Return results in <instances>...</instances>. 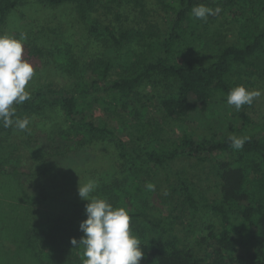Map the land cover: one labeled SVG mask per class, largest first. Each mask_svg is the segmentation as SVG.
Here are the masks:
<instances>
[{
	"label": "trees",
	"instance_id": "obj_1",
	"mask_svg": "<svg viewBox=\"0 0 264 264\" xmlns=\"http://www.w3.org/2000/svg\"><path fill=\"white\" fill-rule=\"evenodd\" d=\"M29 1L32 0H0V25L17 4ZM36 1L50 8L73 5L83 18L120 5L119 0ZM123 1L132 5L126 13H136V8H140L139 12L144 10V0ZM163 4L171 17L168 32L157 43L155 53L136 57V44L141 40L149 41L144 30L135 27L115 30L105 26L104 30L117 50L126 54L114 60L92 62L84 74H93L94 80L92 84H88L87 79L80 84L79 98L66 90L46 86L29 94L30 99L11 110L14 112L12 123H15L39 108H57L66 125L63 128L58 125L50 127L49 132H45L41 152L35 159L28 156V173L21 185L23 194L30 206L37 207L49 200L55 202L53 196L58 189L77 181L64 171L77 164L69 163L75 159L76 153L94 141L108 138L130 162V182H114L106 187L109 203L127 210L131 228L136 225L137 218H142L159 232L158 238L141 241L140 247L145 255L140 264H264V123L247 135L249 140L239 151L230 147L226 134L196 137L183 132L174 137L175 131L165 127L159 116L151 117L137 93L144 78L155 71L171 77L175 88L158 97L157 112L168 123L180 125L194 113H204L215 97L227 102L228 92L236 86L243 85L250 91L254 85L253 77L264 74V27L247 28L242 40L225 45L213 60L204 63L195 50L197 31L205 28L213 16L199 20L191 12L199 4L209 8L210 0H165ZM89 32L98 35L97 26H91ZM149 44L155 43L151 41ZM119 68L122 71H117ZM110 71H117V76L106 88L109 107L124 122L129 146L118 140L106 123L95 125L85 113L88 87L101 85ZM245 106L249 105L242 107ZM9 126L0 121V142ZM212 154L226 157L216 167L217 197L210 199L204 194H196L187 178L180 179L179 188L191 216L196 218L211 212L218 222L217 230L211 227L208 236L199 239L198 243L204 245L207 252L199 257L186 249L174 234L170 214L150 206L147 195L139 188L137 175L149 170L154 173L167 171L178 159L192 158L203 162ZM0 171L18 175L16 169L4 166H0ZM48 174H53L52 180ZM54 175L62 183L59 184ZM84 175L86 177V173ZM85 203L73 202L66 209H57L59 214L53 215L56 219L50 224L32 227L28 231V240L36 242L43 262L82 264V246L73 248L69 241L82 235L78 224L86 218ZM49 214L48 219L51 218Z\"/></svg>",
	"mask_w": 264,
	"mask_h": 264
},
{
	"label": "rangeland",
	"instance_id": "obj_2",
	"mask_svg": "<svg viewBox=\"0 0 264 264\" xmlns=\"http://www.w3.org/2000/svg\"><path fill=\"white\" fill-rule=\"evenodd\" d=\"M164 1L144 0L142 12L138 11L140 8H136V13H126L131 10L132 5L119 0L118 7L83 18L76 13L73 5L50 8L32 0L23 5L17 4L11 10L0 25V35L17 40L21 34L26 37L22 41L23 58L34 69V75L26 86L29 94L50 86L53 90H66L79 98L80 84L86 79L88 84H92L94 80L93 74H84L92 62L99 59L114 60L126 54L125 51L117 50L104 27L115 30L135 27L144 30V36L149 41L141 40L136 44V57L155 53L157 43L168 32L171 17L164 7ZM209 8H219L221 11L213 15L205 28L197 31L195 50L204 63L213 60L225 45L242 40L247 28L256 30L264 27V0H210ZM93 25L97 26L98 35L90 34L89 28ZM151 41L155 44H149ZM117 71H110L101 85L88 87L85 113L88 120L95 125L106 123L114 131L116 138L129 146L125 124L109 107L107 99L106 88L117 76ZM253 81L250 91L259 90L261 95L251 106L237 111L234 106H229L227 102L215 97L204 113H194L180 125L168 123L157 112L158 97L175 88L171 77L155 71L144 78L137 93L151 117L159 116L165 127L175 131L174 137L183 132L196 137H209L220 133L247 136L264 123V74H256ZM18 105L14 104L12 109ZM25 119L29 121L25 130L21 131L17 122L12 123L0 142V166L16 169L18 173L14 176L0 171V264H47L39 257L36 242L28 240L27 233L32 227L50 224L55 220L53 215H57V209H66L73 202H82L77 194L79 183H86L89 179L98 180L99 187L95 195L108 201V185L114 182H130L128 158L123 157L115 142L105 138L81 149L76 153L75 159L69 162H77L74 167L64 170L66 174L75 177L76 183L65 184L66 187L58 189L53 196L56 197L55 202L49 200L41 202L37 207L30 206L21 187L28 173V156L35 159L41 152L50 127L58 125L63 128L66 125L59 110L47 106L39 108ZM223 160L226 157L221 154H212L203 162L192 158L178 159L167 171L154 173L149 170L137 175L139 188L147 195L150 206L170 214L174 234L182 240L186 249L192 250L199 257L207 254L205 246L198 243L199 239L208 236L212 229L217 230L218 222L211 212L196 218L191 216L179 188L180 179L187 178L193 184L196 194L215 198L218 195L216 167ZM52 175L48 174L51 180ZM55 180L62 183L58 178ZM149 185L154 187L149 188ZM54 186L57 187L56 184ZM49 213L50 219L47 218ZM131 231L140 241L159 237V232L147 225L142 218H137Z\"/></svg>",
	"mask_w": 264,
	"mask_h": 264
},
{
	"label": "clouds",
	"instance_id": "obj_3",
	"mask_svg": "<svg viewBox=\"0 0 264 264\" xmlns=\"http://www.w3.org/2000/svg\"><path fill=\"white\" fill-rule=\"evenodd\" d=\"M221 10L208 8L203 4L192 8V16L206 20ZM26 37L21 34L19 40L0 35V121L5 126L12 124L11 111L14 104L30 99L26 86L34 75L33 66L23 58ZM261 95L259 90L249 91L243 85L232 88L227 94V104L239 111L242 106H251ZM27 119L17 122L23 131L27 128ZM230 147L241 150L249 137L229 135ZM99 187V181L89 179L78 184L77 194L84 204L85 219L78 224L82 234L79 239L71 238L70 244L83 248L82 264H140L145 253L141 250L140 239L131 231V217L123 207H114L107 199L93 195ZM153 188V185H149Z\"/></svg>",
	"mask_w": 264,
	"mask_h": 264
}]
</instances>
